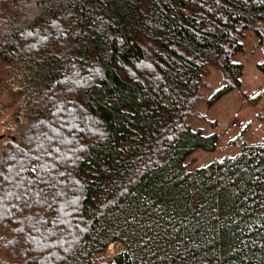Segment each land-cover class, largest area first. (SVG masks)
I'll list each match as a JSON object with an SVG mask.
<instances>
[{
  "label": "trees",
  "instance_id": "16d2710c",
  "mask_svg": "<svg viewBox=\"0 0 264 264\" xmlns=\"http://www.w3.org/2000/svg\"><path fill=\"white\" fill-rule=\"evenodd\" d=\"M1 3L0 64L25 99L0 153V264H264V142L186 164L218 147L189 120L211 67L209 105L241 89L264 0Z\"/></svg>",
  "mask_w": 264,
  "mask_h": 264
},
{
  "label": "rangeland",
  "instance_id": "374dc122",
  "mask_svg": "<svg viewBox=\"0 0 264 264\" xmlns=\"http://www.w3.org/2000/svg\"><path fill=\"white\" fill-rule=\"evenodd\" d=\"M11 10L21 7L23 12L32 13V10L24 8L27 0H8ZM1 5L5 0H1ZM24 5V6H23ZM245 51L240 53L238 61L244 65L241 89L233 90L220 98L213 105L209 100L215 92L224 84L223 73L214 67L204 79L211 85V89H204V99L199 103V111L206 119L191 118L189 123L196 131L205 134L214 132L220 135L218 147L213 152L197 150L186 160L189 171L205 167L211 163L222 160L226 156H235L241 152L245 144H259L264 142V71L259 64L264 63V47L260 37L251 30L246 32ZM2 64V65H1ZM0 64V90L4 91L5 102H12L5 114L0 116V153L7 139L14 135L17 128V115L23 107L24 96L16 97L9 88L10 84L17 90L19 81L17 73L3 72L6 63ZM2 66V67H1ZM2 69V70H1ZM14 83V84H13ZM8 84V87H7ZM24 120L25 116L21 115ZM215 125H214V124ZM123 251L122 244L111 245L106 253L107 261L112 262L115 255Z\"/></svg>",
  "mask_w": 264,
  "mask_h": 264
}]
</instances>
